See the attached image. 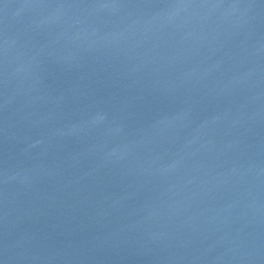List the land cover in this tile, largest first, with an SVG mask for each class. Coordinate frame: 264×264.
Returning a JSON list of instances; mask_svg holds the SVG:
<instances>
[{"label": "water", "instance_id": "1", "mask_svg": "<svg viewBox=\"0 0 264 264\" xmlns=\"http://www.w3.org/2000/svg\"><path fill=\"white\" fill-rule=\"evenodd\" d=\"M0 264H264V0H0Z\"/></svg>", "mask_w": 264, "mask_h": 264}]
</instances>
